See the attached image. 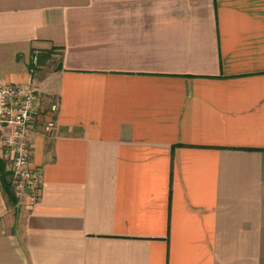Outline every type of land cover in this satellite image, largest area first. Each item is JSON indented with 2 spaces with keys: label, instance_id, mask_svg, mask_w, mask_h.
Listing matches in <instances>:
<instances>
[{
  "label": "crops",
  "instance_id": "crops-1",
  "mask_svg": "<svg viewBox=\"0 0 264 264\" xmlns=\"http://www.w3.org/2000/svg\"><path fill=\"white\" fill-rule=\"evenodd\" d=\"M0 83L57 104L0 264H264V0H0Z\"/></svg>",
  "mask_w": 264,
  "mask_h": 264
},
{
  "label": "built area",
  "instance_id": "built-area-1",
  "mask_svg": "<svg viewBox=\"0 0 264 264\" xmlns=\"http://www.w3.org/2000/svg\"><path fill=\"white\" fill-rule=\"evenodd\" d=\"M39 66V52L31 59L30 72L34 73ZM39 106V98L35 88L22 84L0 83V133L3 144L11 162V178L18 198H29L35 203L41 194V171L31 165L30 136ZM57 104L51 105L52 115L48 128L53 126V116ZM8 131H5L7 130Z\"/></svg>",
  "mask_w": 264,
  "mask_h": 264
},
{
  "label": "rangeland",
  "instance_id": "rangeland-1",
  "mask_svg": "<svg viewBox=\"0 0 264 264\" xmlns=\"http://www.w3.org/2000/svg\"><path fill=\"white\" fill-rule=\"evenodd\" d=\"M54 58L55 57L50 58L46 62L39 63V66L36 68L35 72L34 73H31V74L34 75V76L35 75H38L40 73V71L47 69L49 66H53L54 63H55V59ZM37 95H38V98H39V106L37 108V113H36L35 117L37 115H40V114L41 115H44V116H47L45 118H46V122L48 123L49 118L52 116L50 114V112H51V105L53 104L52 103L53 100L52 99L50 100L48 96H46V98L45 97H42L41 95H39L38 92H37ZM45 101H46V103L49 102L48 105H46V106L44 105V104H46V103H44ZM10 163H11L10 160H7L8 168H10ZM17 199H18V202L19 201L21 202V201L24 200L23 198L21 199V198H18V197H17ZM15 209L17 210V206L15 208L13 206H11V213L14 215V218L15 217L18 218L20 212H19V210L15 211Z\"/></svg>",
  "mask_w": 264,
  "mask_h": 264
},
{
  "label": "trees",
  "instance_id": "trees-1",
  "mask_svg": "<svg viewBox=\"0 0 264 264\" xmlns=\"http://www.w3.org/2000/svg\"><path fill=\"white\" fill-rule=\"evenodd\" d=\"M52 51H39V63L46 62L52 57ZM0 172L1 181L4 188V192L13 206H16L18 199L13 188L12 178L10 179L11 170H7L5 163L0 158Z\"/></svg>",
  "mask_w": 264,
  "mask_h": 264
}]
</instances>
